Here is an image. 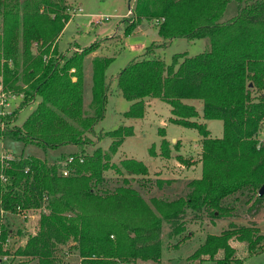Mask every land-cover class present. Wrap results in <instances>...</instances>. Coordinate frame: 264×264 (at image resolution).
<instances>
[{"label": "trees", "instance_id": "16d2710c", "mask_svg": "<svg viewBox=\"0 0 264 264\" xmlns=\"http://www.w3.org/2000/svg\"><path fill=\"white\" fill-rule=\"evenodd\" d=\"M231 1L131 0V18L125 20V37L147 20L158 23L164 41L148 47L144 57L119 74L118 89L132 103L125 117L143 118L149 98L168 104L172 123L196 129L202 137V177L187 183L186 194L176 199L148 200L127 179L109 188L105 172L111 155L134 136L133 127L125 126L107 132L113 139L109 153L98 148L91 156L85 150L76 154L85 161L70 165L67 177L60 173L58 163L16 157L5 171L9 184L0 181V206L11 215L18 208L40 212L39 230L18 250V256L35 264H58V248L72 244L81 264L157 263L162 256L165 223L182 233L180 221L189 212H206L217 218L234 209L228 207L231 198L247 197L246 203L264 200L259 196L264 186V146L258 149L264 128V0H235L238 14L222 21ZM0 18V71L3 69L6 89L25 91L23 107L41 98L21 127L0 129V138L35 145L45 152L91 144L89 136H95V128L106 117L110 93L107 70L113 59L94 60L87 102L84 96L90 81L83 75L84 61L97 45L65 58L63 66L54 59L44 60L53 46L58 54L57 43L71 20L66 0H0ZM176 39H207L209 49L193 57L176 54L172 64H167L156 50ZM33 42L42 46L36 55ZM75 77L77 81H73ZM189 100L203 103L204 120L223 123L221 138L212 137L207 125L197 121L201 115L186 103ZM161 150V156H170L166 140ZM124 165L130 176L145 178L149 174L141 161L128 160ZM2 166L0 159V172ZM150 183L139 184L143 189ZM154 183L159 187L164 184L160 180ZM6 220L3 242L12 229L11 220ZM233 237L247 242L251 252L258 250L263 238L251 227L209 235L192 258L213 259L224 250L226 258L216 264L239 263L229 244ZM3 255L7 249L0 244Z\"/></svg>", "mask_w": 264, "mask_h": 264}, {"label": "rangeland", "instance_id": "374dc122", "mask_svg": "<svg viewBox=\"0 0 264 264\" xmlns=\"http://www.w3.org/2000/svg\"><path fill=\"white\" fill-rule=\"evenodd\" d=\"M130 1L131 0H66L69 7V14L71 15V21L63 31L60 42L57 43L58 54H54L53 50L55 46H53L50 53L44 56V60L48 62L54 59L59 61L63 66L65 64V58L71 57L76 53L81 54L85 49L97 45L94 52L88 55L84 61L83 75L87 81H90L92 64L95 59L111 58L113 61L107 70L108 82L110 83L112 92L108 97L109 100L106 107L105 119L95 128V136H89L91 144L84 146V148L68 145L74 147V153L69 155L65 153V155L61 157V160L65 161L68 156L76 155L83 150H85L89 156L93 155L98 148H102L104 152L109 153V148L113 139L106 135L107 131H114L122 126L132 125L135 130V136L127 139L122 147V150L126 154H124L123 151L120 150L121 147H119L118 151L111 155L109 168L105 172L108 187L114 188L119 181L127 179L131 182V186L141 191L148 200L152 197H169V199H176L186 194V185L193 180L187 181L183 185H175L172 182L173 180L155 177L156 173L152 175V178H147L150 176L149 174L146 178H143L142 175L130 176L126 170H124V163L126 161L135 160L133 156L145 162L150 167L151 172L154 173L157 169H164L165 166L175 165L176 161L177 164L180 163L182 166L191 164L196 165L198 159H200L199 157L202 155L199 144V140L202 139L200 133L196 129L185 128L172 123L170 121L172 117L171 107L166 103L156 102L154 105L147 108V99L145 101V113L143 118L135 119L125 117L132 103L128 102L123 97L122 93H119L118 75L132 61L144 57L148 47L155 44L159 45L164 42L159 34L158 23L154 21L150 22L144 20L130 36H124L125 27L131 18V15H129ZM131 4L133 5V1ZM238 8V3L232 0L227 7L222 21L234 18L238 14ZM125 20H127V22ZM40 47H42L41 43L33 42L32 50L35 55L38 53ZM97 48L99 49L97 50ZM208 49L209 42L207 39L194 41L176 39L166 48L156 50V55L161 57L167 64H172L173 56L176 54L185 53L193 57L204 53ZM2 61V64H4L5 60ZM9 64L10 67L13 68L12 61H10ZM73 72L74 70L71 73ZM73 81H77V77L73 78ZM0 82L5 86L3 69L0 71ZM22 85L24 90L28 89L27 84ZM91 85L90 81L87 84V94L84 96L87 102L91 99ZM21 93L23 94L25 91ZM24 101L25 98L22 97L17 99L16 102L19 107L14 108V114L5 120V129H16L21 127L23 125L22 123H24L37 108L41 102V98L38 97L36 100H31L25 107L22 106ZM196 104H199V102H196ZM85 110H87V108H85ZM201 122L202 119L200 120V123ZM207 123L209 124L208 129L212 132L213 137L223 136L224 130L221 121L211 120L207 121ZM165 136L171 142L166 140L170 152L169 157L161 156V146L163 137ZM261 139H264V128L260 134L259 140ZM173 140L179 142L174 144ZM25 146L26 145L21 141L11 139L3 140L0 138V157L3 154H10L15 158L33 156L42 159L47 158L49 162H53L58 156H62L64 152V150H60L62 148H59L57 151L46 154L47 152L38 146ZM155 165L158 167H155ZM61 169H63L62 166H60V173ZM202 170L203 167L202 169L199 168L198 170L190 172L187 176L188 178L198 179L202 177ZM124 175H126V177ZM144 179L153 183H150V185L148 184L147 187L142 189L139 183L145 181ZM157 180L163 181L164 184L159 187L154 183ZM146 191L152 192L148 193ZM247 199V197L238 201L235 200V198L229 199L227 201L228 207H234V209L231 213H226L217 218L211 217L206 212H201L199 214L189 212L188 215L183 217L180 221V224L184 226L182 233H177L180 230L179 228L174 230L175 225L165 223L163 226V250L160 261L157 263L136 261L131 264H216V260L226 258L224 250L219 251L213 259L204 256L202 259L195 260L192 258V255L204 244L209 235L220 236L224 231H229L231 229L235 230V228L240 229L242 227H251L257 230L258 234L262 235L263 238L258 250L251 252L247 242L239 241L236 237H233L229 241L230 247L235 252L233 259L236 258L240 261L234 264H264V200L260 203L255 202V200L246 203ZM30 212V215L36 213L33 211ZM39 213L40 212H37L36 214L39 215ZM19 219L20 218L17 219L13 227H15L16 230L20 229L23 235L28 234V232L31 231V225L27 223L29 221L26 220L23 222ZM185 236H187V239L183 241ZM15 244L16 242L14 243L13 240L12 242L10 240L7 248V255H3L9 260L8 262H1L0 264H18L19 261H25V258L17 257L19 248L14 246ZM71 247L72 244H70V246H61L58 248L56 251L58 264H80L78 253L72 250Z\"/></svg>", "mask_w": 264, "mask_h": 264}, {"label": "crops", "instance_id": "0c3cea01", "mask_svg": "<svg viewBox=\"0 0 264 264\" xmlns=\"http://www.w3.org/2000/svg\"><path fill=\"white\" fill-rule=\"evenodd\" d=\"M71 21V20H70ZM70 23V22H69ZM68 23V24H69ZM67 24V25H68ZM63 35V34H62ZM62 35L60 36V38H59V41H58V43L60 42V39H61V37H62ZM161 44V43H160ZM99 49V48H98ZM97 49V50H98ZM189 56V55H188ZM137 59H139V58H137ZM119 76V75H118ZM108 81H109V78H108ZM112 92V90H111V88H110V93ZM109 93V94H110ZM119 93L121 94V92L119 91ZM110 96V95H109ZM108 100H109V98H108ZM156 102H163V101H161V100H159V99H148L147 101H146V104H147V108L148 107H151L152 105H154ZM196 102H199V104H196ZM163 103H165V102H163ZM187 104H190V105H193V106H195L196 107V109H197V111L200 113V118L197 120L199 123H200V120L202 119V124H208L207 123V120H204L203 119V117H202V111H203V103L201 102V101H198V100H189V101H187L186 102ZM200 103H201V105H200ZM200 105V106H199ZM147 108H146V110H147ZM128 112V111H127ZM173 117V116H172ZM171 117V118H172ZM132 121H135V120H132ZM23 124V123H22ZM132 126V125H131ZM131 126H125V127H131ZM209 126V124L207 125V127ZM133 127V126H132ZM134 128V127H133ZM104 131V130H103ZM106 132V131H105ZM107 132H110V131H107ZM211 132V131H210ZM211 135H212V132H211ZM134 136H135V130H134ZM134 136H132V137H134ZM132 137H129V138H132ZM212 137H213V135H212ZM129 138H127V139H129ZM216 138H221V137H216ZM126 139V140H127ZM125 140V141H126ZM163 140H168L167 138H166V136L165 137H163ZM169 141V140H168ZM174 141V144H176V143H178L179 141H176V140H173ZM201 141H202V139L201 140H199V144H200V148H201V153H202V145H201ZM170 142V141H169ZM125 143V142H124ZM124 143L122 144V146H121V148H120V150L121 151H123L122 149V147L124 146ZM171 143V142H170ZM25 147H27V146H25ZM66 149V150H65ZM57 150H59V149H56V150H49L46 154H48L49 152H52V151H57ZM60 150H64V152L62 153V156H58L57 158H56V160H53V162H49L48 160H47V158L46 159H42V158H40V159H42V160H45V161H47L49 164H59V166H61L60 164L61 163H63L64 161H62L61 160V157H63V155H65V153H66V155H69V154H73L74 153V147L73 146H66V147H62V149H60ZM120 151V152H121ZM123 153L124 154H126L124 151H123ZM179 154V153H178ZM178 154H176V155H178ZM128 155V154H127ZM176 155H173V156H176ZM179 156H182V155H179ZM30 157V156H29ZM130 157H132V156H130ZM135 156H133V159H135V160H138V159H136V158H134ZM200 159H198V161H197V163H196V165L194 164H191V165H188V166H182L180 163H178L177 164V161H176V164L175 165H173V166H165L164 167V169H157V170H155L156 172H151V169H150V167L145 163V162H143V161H141V160H138V161H141V162H143V163H145L146 165H147V167H148V169H149V175L150 176H148L147 178H152V175L153 174H155L156 176L155 177H158V178H160V179H166V180H173L172 182H173V184H175V185H178V184H181V185H183L185 182H187V181H190V180H196V178H188V176H187V174H189L190 172H192V171H195V170H198L199 168H201L202 169V162H201V156L199 157ZM179 161V160H178ZM155 167H158V166H156L155 165ZM146 178V177H145ZM201 178V177H200ZM200 178H198V179H200ZM182 181V182H181ZM34 212V211H33ZM37 213V212H36ZM34 214V215H32L31 216V218H30V221L29 222H27V223H29L30 225H31V231L30 232H28V234H25V235H23V234H21V230L20 229H18V230H16L15 229V227H13L14 226V224H15V222L17 221V217H15V216H9L8 218L11 220V223H12V229H11V234H10V236H9V238H10V240H11V242H12V240L14 241V243L16 242V244L14 245V246H16L17 248H22V247H24L26 244H27V242H28V240H29V237H31V236H34V235H36L37 234V232H38V230H39V220H40V216L38 215V214ZM20 220V219H19ZM24 231H25V229H24ZM16 236V237H15ZM21 239V240H20ZM9 246V245H8ZM18 249V250H19ZM7 251H8V249H7ZM14 257H16V256H14ZM17 257H20V256H17ZM79 257V256H78ZM22 258H25V261H19V263L18 264H35V261H32L31 259H28V258H26V257H22ZM8 258H6L5 256H0V263L1 262H5V261H7L8 262ZM79 260H80V264H81V258L79 257ZM151 262V261H150ZM149 263V262H148Z\"/></svg>", "mask_w": 264, "mask_h": 264}, {"label": "built area", "instance_id": "2783aa9c", "mask_svg": "<svg viewBox=\"0 0 264 264\" xmlns=\"http://www.w3.org/2000/svg\"><path fill=\"white\" fill-rule=\"evenodd\" d=\"M132 14V11H129V15ZM19 97L25 98L24 93H15L13 91H9L5 88L3 83L0 82V129H5V120H7L9 117H11L14 114V108H18L19 105L17 104V99ZM264 146V139L259 140L258 149ZM1 161L3 162V166L0 172V181L2 185H8L9 184V177L6 174V170L10 167V162L14 161L16 158L13 155L10 154H3L0 157ZM77 161L80 163H84L85 159L82 156H75L70 155L68 158L61 163L60 165L63 167L61 169V174L65 177L70 175L69 166L75 164ZM11 216L10 212H6L1 206H0V244L3 245L5 249L8 248V244L10 242V238H7L5 242L2 241L3 232H4V226L6 224V219ZM18 218L21 219V221L25 222L26 220L30 221V218L32 215H30L29 211H23L21 208L17 209V213L15 215Z\"/></svg>", "mask_w": 264, "mask_h": 264}, {"label": "water", "instance_id": "95a60500", "mask_svg": "<svg viewBox=\"0 0 264 264\" xmlns=\"http://www.w3.org/2000/svg\"><path fill=\"white\" fill-rule=\"evenodd\" d=\"M259 196H264V186L260 189Z\"/></svg>", "mask_w": 264, "mask_h": 264}]
</instances>
